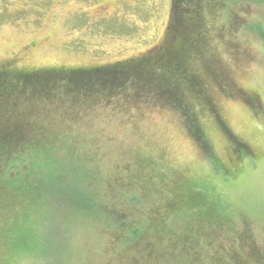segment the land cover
Listing matches in <instances>:
<instances>
[{
  "label": "rangeland",
  "instance_id": "1",
  "mask_svg": "<svg viewBox=\"0 0 264 264\" xmlns=\"http://www.w3.org/2000/svg\"><path fill=\"white\" fill-rule=\"evenodd\" d=\"M171 4L0 0V65L96 67L155 57L173 45L165 41ZM201 6L207 55L186 57L184 69L191 77L194 66L203 84L196 79L174 103L140 85L80 104L9 100L6 116L28 114L36 151L53 153L66 181L92 192L94 206L88 214L0 193V264H264V4ZM193 188L205 201L182 211L179 197ZM132 191L144 211L127 206ZM119 210L148 224L135 242H122L113 220ZM16 222L29 227L27 251L12 246Z\"/></svg>",
  "mask_w": 264,
  "mask_h": 264
},
{
  "label": "trees",
  "instance_id": "2",
  "mask_svg": "<svg viewBox=\"0 0 264 264\" xmlns=\"http://www.w3.org/2000/svg\"><path fill=\"white\" fill-rule=\"evenodd\" d=\"M208 1L214 4V0ZM262 1L264 4V0ZM201 2L202 0H172L171 20L165 41L166 45L172 43L173 45L161 49L155 57H140L136 62L119 61L96 67L51 66L30 70L12 68L10 62L2 63L0 65V193L10 192L17 196L23 194L26 202H37L42 206L46 203V208L56 203V207L63 206L76 212L91 214L89 209L94 206L90 198L92 192L88 193L89 190L77 186V183L74 185L68 183L57 160L51 157L53 153L36 151L40 143L39 138H30V130H36V125L25 117L28 114L18 118L7 117L6 114L11 108L8 104L9 100L16 97L20 101H25L27 98L29 102L39 103L55 101L59 98L58 100L70 104H80L96 95L110 96L126 89L129 85H140L147 89L150 95L155 94L169 103L176 102L180 93L184 96L187 90L185 88L196 85L198 79L202 82L199 78L201 72L196 71L194 66L191 77L185 74L184 69L186 57L203 58L207 55L209 27L203 22ZM259 35L264 40V23L259 26ZM192 92L196 93L195 90ZM182 114L195 126L194 116L192 117L183 107ZM190 129L202 151L207 150V143L204 142L200 131L192 127ZM56 170L61 174H56ZM127 193L133 197L129 203L126 202L127 206H136L144 211L140 207L142 203L136 193L134 191ZM195 193L197 196L194 199ZM204 201V194L200 188L189 191L187 189L179 197V202H182L180 206L184 208L182 211H190L188 208L193 209V207L201 208ZM105 206L107 207V204ZM109 209V216L112 218L114 213L112 208ZM206 210L204 213L209 209ZM118 213L113 220L115 219L114 223L119 226L115 225L123 238V243L135 242L146 232L145 221L131 217L121 210ZM92 215L98 216L94 213ZM209 216L208 212L207 217ZM16 224V226L12 225L17 233L16 238L14 235L12 246L27 251L31 248L29 227L23 222ZM160 227L162 229L161 225ZM189 234L183 239L189 238Z\"/></svg>",
  "mask_w": 264,
  "mask_h": 264
}]
</instances>
